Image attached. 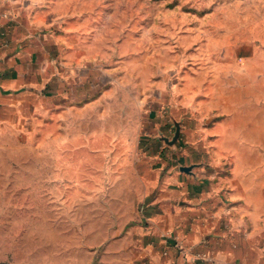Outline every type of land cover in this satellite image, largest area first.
<instances>
[{
	"label": "rangeland",
	"instance_id": "374dc122",
	"mask_svg": "<svg viewBox=\"0 0 264 264\" xmlns=\"http://www.w3.org/2000/svg\"><path fill=\"white\" fill-rule=\"evenodd\" d=\"M31 2L43 70L0 105V264H141L170 145L264 196V0Z\"/></svg>",
	"mask_w": 264,
	"mask_h": 264
},
{
	"label": "crops",
	"instance_id": "0c3cea01",
	"mask_svg": "<svg viewBox=\"0 0 264 264\" xmlns=\"http://www.w3.org/2000/svg\"><path fill=\"white\" fill-rule=\"evenodd\" d=\"M33 11L31 0H0L2 106H15L17 93L39 86L43 66L36 58L39 23ZM169 148L171 161L156 166L143 217L131 231L136 258L141 264H264V196L253 199L247 189L243 207V193L232 192L204 149Z\"/></svg>",
	"mask_w": 264,
	"mask_h": 264
},
{
	"label": "water",
	"instance_id": "95a60500",
	"mask_svg": "<svg viewBox=\"0 0 264 264\" xmlns=\"http://www.w3.org/2000/svg\"><path fill=\"white\" fill-rule=\"evenodd\" d=\"M178 135H179V131H177V133H176L174 139H173L172 141H170V142L173 143V142L177 139ZM189 169H190V168H187V170H189Z\"/></svg>",
	"mask_w": 264,
	"mask_h": 264
},
{
	"label": "built area",
	"instance_id": "2783aa9c",
	"mask_svg": "<svg viewBox=\"0 0 264 264\" xmlns=\"http://www.w3.org/2000/svg\"><path fill=\"white\" fill-rule=\"evenodd\" d=\"M197 259H202V257L200 255L196 256ZM200 264H204V263H200Z\"/></svg>",
	"mask_w": 264,
	"mask_h": 264
}]
</instances>
